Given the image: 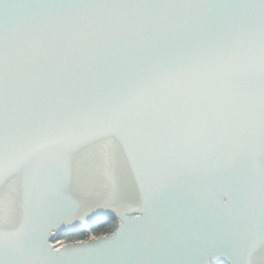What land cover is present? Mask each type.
<instances>
[{"label":"water","instance_id":"1","mask_svg":"<svg viewBox=\"0 0 264 264\" xmlns=\"http://www.w3.org/2000/svg\"><path fill=\"white\" fill-rule=\"evenodd\" d=\"M221 263L264 264V0H0V264Z\"/></svg>","mask_w":264,"mask_h":264},{"label":"trees","instance_id":"2","mask_svg":"<svg viewBox=\"0 0 264 264\" xmlns=\"http://www.w3.org/2000/svg\"><path fill=\"white\" fill-rule=\"evenodd\" d=\"M117 227H118V221L115 219L108 218L102 223H96V222L91 223L90 232L91 235L93 236H99L105 233H112L117 229ZM89 236L90 235H88V233L78 231L71 235L61 234L59 235V240H61L62 242H67V241L87 239L89 238ZM221 264H226V263H221Z\"/></svg>","mask_w":264,"mask_h":264},{"label":"rangeland","instance_id":"3","mask_svg":"<svg viewBox=\"0 0 264 264\" xmlns=\"http://www.w3.org/2000/svg\"><path fill=\"white\" fill-rule=\"evenodd\" d=\"M88 235H89V234H88ZM57 242H60L61 244L64 243V242H62L61 240H59V241H57Z\"/></svg>","mask_w":264,"mask_h":264}]
</instances>
